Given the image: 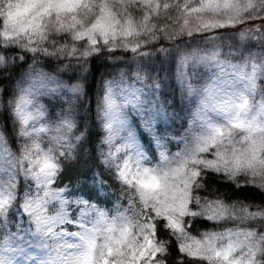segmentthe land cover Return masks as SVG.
I'll list each match as a JSON object with an SVG mask.
<instances>
[{"label":"snow or ice","instance_id":"obj_1","mask_svg":"<svg viewBox=\"0 0 264 264\" xmlns=\"http://www.w3.org/2000/svg\"><path fill=\"white\" fill-rule=\"evenodd\" d=\"M19 6L23 12L13 17L8 15L7 0H0V115L11 113L16 134L23 141L19 151L13 152L6 134L0 139V173L9 187L16 178L13 173L23 174L33 182L35 193L25 202L24 211L31 216L34 227L14 235V244L9 241L0 246V264H45L32 246H39L43 240L38 241L33 233L43 239L80 238L88 250L76 256L74 264H168V242L157 236L158 225L175 239L182 254L177 264H183L185 257H199L208 264H264V204L236 199L226 205L228 199L213 194L205 183L208 174L213 173L238 184L264 188V104L255 105L257 96L264 98V0H199L198 6L168 2L161 5L159 0H114L111 4L108 0H19ZM161 7L168 13L174 9L180 12L183 24L170 15L164 19L177 20L171 27L162 21L159 27L151 23L149 18L157 20L153 14ZM136 16H141L142 21L134 23ZM253 18L259 22L249 23ZM238 25L235 31H219L236 29ZM201 34H208L204 39L208 47L181 51L182 45ZM11 46L20 51H6ZM125 51L141 55L177 52V76L184 83L188 82L192 63L214 66L221 75L225 67L231 68L232 76L226 81L228 90L218 86L215 76L203 87L200 101L203 110L221 111L230 114V119L224 126H209L211 134L198 139L192 154H184L180 167L170 168L167 158L161 166L143 167L129 156L121 157L131 144L127 140L116 142L119 131L113 125L119 121L123 104H138L146 88L162 91L164 80L151 63L116 79L101 75L94 92L96 116L104 120L106 129L96 148L100 163L77 172L85 180L95 181L101 166L100 174L114 170L131 192L138 211L118 212L111 217L97 212V217L103 218L99 225L72 233L67 227L78 222L71 213H64L63 201L61 212L55 215L48 213L47 203L59 196L53 181L66 162L78 159L80 143L90 125L79 130L76 113L71 109L55 118L49 115L39 97L54 90L51 85L56 77L43 71L34 73L33 67L47 63L53 73L68 67L84 72L94 55ZM25 55L31 58L32 65L20 74L19 80L27 77V83L21 87L18 82L12 88L11 81L16 77L13 65ZM78 79L86 82L85 76ZM69 91L83 98L84 83L72 84ZM92 103L89 96L85 107ZM233 120L240 121L235 127L242 129L243 135L233 132ZM44 122L49 126H43ZM222 127L228 128L226 134L219 132ZM41 133L54 134L45 138ZM241 176L243 181L239 180ZM199 188H204L207 195H201ZM212 196L217 199H209ZM6 203L0 199V210ZM229 208L239 212L236 220L242 221L246 229L235 234L236 240L229 233L225 244L222 233L209 232L191 242L186 229L195 218L203 219L207 213V221L219 220L230 215ZM253 208L256 211H250ZM89 211L91 206L84 204L81 214ZM104 224L108 227H98ZM241 235L243 239H239Z\"/></svg>","mask_w":264,"mask_h":264},{"label":"rangeland","instance_id":"obj_2","mask_svg":"<svg viewBox=\"0 0 264 264\" xmlns=\"http://www.w3.org/2000/svg\"><path fill=\"white\" fill-rule=\"evenodd\" d=\"M7 2L8 15L15 17L23 12V9L19 6V0H7ZM108 2L111 4L114 0H108ZM159 2L161 5L165 2L170 4L190 3L192 6H198L199 4V0H159ZM219 2H222V0H219ZM2 10L3 9L0 8V11ZM153 15H156L158 19L152 20L151 17L149 19L151 23L157 24L158 27L160 26L161 21L165 26H172L177 23L176 19L172 21L164 19L165 16L169 15L178 18L180 25L183 24V19L180 18V12L175 9L171 13H168L161 7L158 13H154ZM194 15L195 14H192V16ZM255 15V13L252 14L253 17H255ZM191 18L192 17L190 16L189 19ZM141 21L142 17L136 16L134 23H139ZM257 22L258 21L254 18L249 21L251 24ZM207 35L205 37L198 36L195 40L186 42L181 46V51H190L196 47H208L209 45L204 43V39ZM170 52L171 51L161 52V58L165 59L164 67L162 69L164 71L163 74L165 79L171 80L177 88V100L180 108H167L161 99L162 91L153 92L151 89L146 88L141 94L140 102L138 104L127 103L120 107L119 121L114 122L113 125V127L119 131V134L116 137V142L121 143L127 140L131 144L129 148H126L121 153V157L129 156L133 162H139L143 167L161 166L163 165L165 158H167L169 162L171 161L169 164L170 168L176 169L180 167L183 158H186L184 157V154H192L196 143H198V139L203 135L211 134L212 129H208L209 126H224L230 119V114L221 111L203 110L200 101L203 87L207 83H210L215 76L219 79L218 86L224 90H228L226 81L232 76V69L225 67L223 69L224 74L221 75L220 69L214 66L204 63H192L188 68V82L184 83L181 82L177 76L179 55L177 52L172 51L169 58L168 54ZM132 54V57H138L142 65L155 62L154 59L156 56L153 52L144 55H141L139 52ZM28 69L29 67L24 72H27ZM40 71L54 75L56 79L51 85V88L54 90L44 92L39 97V101L48 107V113L53 118L57 115H63L71 109L72 112L76 113L77 126L78 103L80 99L77 98L76 94L70 92L69 89L72 84L81 81L71 78L62 79L59 73H53L45 68L33 67L34 73ZM122 74H125V70H115L113 67L107 71L106 76H111L113 79H116ZM18 82L21 87L25 86L27 83V77H25L24 80L18 79L14 88ZM167 86L168 84H164L162 90L167 88ZM189 88L191 90H189ZM260 104H264V98L257 96L255 99V105L258 107ZM83 113H85L84 109ZM120 121H122V123H120ZM173 122L176 124L175 127L172 125ZM239 122L240 121L237 120L232 121L233 132H240L243 135V130L235 127ZM96 123L98 129L103 133L102 137H104L106 134V129L103 127L104 120L96 119ZM149 123L152 124L151 128H149ZM43 126L47 127L49 125L47 122H44ZM227 131V127L219 129V132L221 133L226 134ZM140 132H143L146 135L147 140L149 141V148L142 142ZM53 134L54 133H41V136L47 138ZM2 138L4 137L0 133V139ZM15 141L17 145L16 150H13L9 145L8 146L13 152H18L19 145L23 141L22 138L17 136L16 131ZM109 173L113 174L114 177L116 176L114 170ZM13 175L16 178L14 179L12 186L9 187L4 174L0 173V199H4L7 202L3 209L0 210V246L6 245L9 241L14 244L15 241L12 240L14 235H22L29 232V229L34 227L31 216L24 211L25 202L31 199L35 193L34 184L23 174L16 176V174L13 173ZM116 178L118 180L119 193L116 198L106 195L107 193H111L107 192L108 188L98 177L93 181L92 185L96 188V192L99 193L100 197H103V202L101 203H95L96 200L89 201L78 194L70 195L67 191L58 190L54 186L56 183L54 180L52 186L54 190L59 192V196L48 200V213L50 215H55L61 212L63 201L64 213H71L72 217L78 222L77 225H69L66 230L72 233H82L86 228L100 224V220L103 218H98L97 212H103L106 216L111 217L118 212L124 213L138 211L132 200L131 192L121 183L118 177ZM239 178L244 180V177L242 176ZM84 204L90 205L91 211L82 215L81 208ZM238 208L239 207H237V209ZM228 212L230 215L226 214L223 218L219 219L226 223L225 228H221L222 230L217 229L210 231L217 234L222 233L224 235L223 243L225 244L229 242V233L232 234V240H236L237 236L235 234L238 232L242 233L246 230L242 221L236 220V216L239 215V212H232L231 208L228 209ZM207 215L208 214L206 213L205 216L207 217ZM233 220H236V222L233 223ZM79 223H83L84 226L80 227ZM98 227L107 228L108 225L104 224ZM206 233L209 232L202 233L200 236L188 234L192 238L191 242H194L201 240ZM33 235L36 236L38 241L43 240V243L39 244V246L36 244H33L32 246L36 247V255L41 261H44L45 264H74L75 257L82 256V254L88 250L87 244L76 236L68 238L60 237L59 239H43L38 234L33 233ZM239 239H243V236L241 235ZM4 254L7 256L12 255L11 252H5ZM60 257L63 259H59ZM17 258L19 259V257Z\"/></svg>","mask_w":264,"mask_h":264},{"label":"trees","instance_id":"obj_3","mask_svg":"<svg viewBox=\"0 0 264 264\" xmlns=\"http://www.w3.org/2000/svg\"><path fill=\"white\" fill-rule=\"evenodd\" d=\"M259 22V21H258ZM257 22V23H258ZM171 27V26H168ZM239 25L236 29H220V32L226 31H235L239 29ZM207 34H201V37H205ZM188 42H191L188 41ZM6 51L10 53H16L20 51L15 46H11ZM172 52V51H171ZM168 54L170 58V54ZM156 58L154 59L155 62L152 63V67L155 71H158L160 74L161 79L164 80V84H168L167 88H164L161 92V99L163 104L167 108L177 109L180 108L178 105V91L175 84L171 80L165 79L163 74V67L165 59L161 58L160 51H153ZM132 53L125 51V52H113L111 54L101 53L96 54L91 58L90 65L81 72L80 69L76 67H68L65 69H61L58 73L62 79H74L79 80V76H85L86 82L81 81L84 83V90L85 95L83 98L80 99L78 103V115H77V128L81 131L85 130V126L90 125L87 128L85 139L82 140L79 146V157L76 161H68L63 165L62 171L58 174L57 179L55 180L56 183L54 186L58 190H63L70 192L69 194L75 195L77 192L80 195H85L88 199H96L99 197V193L96 192V188L93 187L92 183L93 180L91 178L85 180L84 177L78 175L77 170L85 168L89 164H99V158L96 153V148L99 145L101 138H102V131L98 129L96 123V111H95V89L99 85V78L101 75H105L108 70L114 67L115 70H125V74L134 73L137 69H139L142 64L138 57H132ZM107 57V58H106ZM27 61V62H26ZM55 63V62H54ZM32 65L31 58L27 55L24 56L23 59L18 60L14 65L13 68L15 69L16 77L11 81V87L14 88L15 83L19 79V76L22 72H24L28 67ZM36 67L45 68L48 71H52V68L49 67L47 63H39L35 65ZM53 72V71H52ZM89 96H91L93 103L89 105L87 108L85 107L86 101L88 100ZM8 97L6 96L5 99ZM83 109L85 113H83ZM0 120H3V124H0V128L3 131L0 133L5 137L7 136L8 145L13 149H17L16 141H15V129L13 118L11 117L9 112H5L0 115ZM173 127L176 124L172 123ZM140 138L144 144H146L149 148V141L147 140L146 135L143 132H140ZM103 169L101 166L100 171L98 172L97 176L104 185L108 188L109 193H111V197L116 198L118 197V180L116 176L114 177L113 174H100L102 173ZM89 177H91V172H89ZM240 181H243L239 178ZM205 183L207 184L208 188L211 190L213 194L219 193L225 199L226 205H231L235 202L236 199H240L241 201H249L254 202L256 204H264V188L252 184V183H236L231 180L223 179L221 176L213 173H209L208 176L205 178ZM114 191V192H113ZM201 195H207L204 188H199ZM209 199H217V197L212 196ZM97 202H103V198H97ZM239 207V205H237ZM256 210L255 208L250 209V211ZM157 219H160L159 217ZM205 219V220H204ZM226 223L220 220H210L207 221V217L204 216L203 219L197 217L193 220L191 226L186 229L189 234L193 236H200L202 233L214 231L217 229H224ZM221 229V230H222ZM157 236L159 238L164 239L168 242L169 254H168V264H177V257L182 255L179 252L178 247L176 246V242L174 237L170 236L167 229H164L162 226L157 227ZM192 259V260H190ZM188 259L185 257L183 264H208L206 260L202 261L199 257L190 258Z\"/></svg>","mask_w":264,"mask_h":264}]
</instances>
